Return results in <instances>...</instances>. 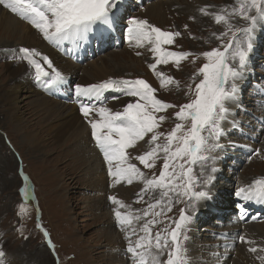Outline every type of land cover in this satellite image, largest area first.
<instances>
[{"label":"rangeland","instance_id":"1","mask_svg":"<svg viewBox=\"0 0 264 264\" xmlns=\"http://www.w3.org/2000/svg\"><path fill=\"white\" fill-rule=\"evenodd\" d=\"M125 1L120 4L115 30L105 32L102 38L100 35L91 37L90 43L81 54L82 60L74 59L75 67L65 78L66 83L79 84L80 78L77 75L80 72L101 70L100 66L103 65L108 66L106 68L109 75L108 79H144L157 89L155 93L157 98L177 106L187 103L188 96L185 93L188 92V86L191 85L194 88L195 84L199 83V79L202 78L197 77L193 80V74L206 62L205 58L199 54L220 46V40L213 33L219 35L225 31L223 22L217 24L212 15L205 14L200 9L207 6V12L214 13L227 6L230 11L232 7L236 6V0ZM152 7H155V10L148 12V9ZM128 17L146 19L151 25L159 27L163 31L180 33L174 38L173 45H167L170 47L168 49L178 52L185 51L192 55L181 60L179 66L170 60V64L158 65L156 69L157 72H163L167 76L174 77L178 86L173 83L161 87L160 78L149 67L150 64L155 63L150 51V44L136 47L135 44L129 43L126 32ZM231 22L238 26H243L246 23L239 16L234 17ZM36 31L37 29L30 25L27 32L18 33L14 31L7 19L0 17V45L7 42V46L13 47L18 44V48L27 47L30 45L29 35ZM39 38L40 41H44L40 34ZM32 48L38 50L36 46ZM138 52L140 55H137ZM14 56L10 53L0 56V72H5L7 64H13L17 61ZM19 62L17 61V63ZM77 65H79V69L76 68ZM88 78V84L93 83V79ZM239 83V93L242 97L240 98L238 95L235 103L227 105L231 111L222 125L225 133L220 139V144L227 148L225 151L219 148L213 153L216 156L214 166L220 170L213 174L214 181L217 180V182L211 188V194L219 195L220 199L213 198L214 202H207V211L200 208L202 204L200 201L198 220L202 224L198 226V233L194 235L196 237L194 244L188 243L190 241L189 224L188 230L181 235L182 244H185L184 247L188 250L189 257H195V261L201 259L204 262V256L209 258L216 248L223 250V245L230 247L221 236L225 231L232 233L228 228L231 226V222L234 224L235 214L233 215V213H236L234 208L236 202L230 197V194L235 196L234 193L237 188L251 185L254 180L264 178V29L260 26L255 32L254 48L249 55L244 78ZM24 94L29 95L30 93ZM119 96L126 95L109 90L106 92L105 99L112 101L113 97L119 98ZM49 97V100L58 106L66 108L74 106L78 110L75 104L65 103L57 99V97L60 99L65 97L63 94ZM35 99V96H30L23 103L31 104ZM127 99V97L119 98L106 106L108 108L113 106L122 110L129 101ZM68 100L71 101V98ZM133 101L134 99L130 100V102ZM39 108L41 110L43 106H39ZM32 109V105L26 107V115L31 114L34 111ZM175 110L178 108L157 113V115L167 117L161 124L159 131L166 133L175 126V123L178 122L174 117ZM8 118H10L9 115L0 114L2 126L0 127V250L6 253V256L2 258V264H108V262H112L111 260L106 261L108 259H106V255L110 253L120 258L122 251H124L120 250V246H124L123 241L128 239L127 233L120 228L122 232L120 239L117 240L120 242V246L116 245L118 242L115 243L113 238L111 239L112 242L106 240L102 233L105 228H110V224L106 218L99 217L96 212L93 213V208L87 200L94 196L96 198L100 194H103L105 199V194L109 192V188H104L103 191L100 188L91 190L87 185L81 184H78L79 188H76L73 182L79 178V171L75 174L71 172L70 174L69 171H61L64 170V163L55 160L58 154L56 151L63 143L53 142L48 146L46 145L48 142H44L42 149L26 145L23 152L24 159L20 158L19 152L13 147L12 139L18 141L22 146V137L12 132L14 128L7 121ZM240 123L241 127L237 129ZM6 131L11 137L6 135ZM231 135H236L238 138H232ZM147 139L146 137L145 141H138L129 152L136 153L137 156L148 151L150 146L146 142ZM160 142L163 143V137H161ZM257 149L259 150L258 153ZM160 155L161 158L157 160L153 169L144 168L137 160L135 162H137V167L148 177H151L153 173L158 176L163 165V153ZM211 166H213L212 160L198 163L193 166L194 174L199 176L202 167L207 174ZM58 170L61 173L59 177L56 175ZM68 182L71 183L70 186L67 185ZM136 182H138V188H133L134 190L129 195L132 197L129 205L131 208H135L133 211L143 210L149 203H154L159 198V190H155L144 194L143 200H138L137 194L141 192L144 184L141 180H136ZM25 184L28 186L27 197L21 191ZM61 184L62 187H59ZM109 187L116 188L117 186L111 184ZM111 192L117 197L116 192ZM106 202L104 200V204ZM181 207H185V205L173 203L170 212L165 209V215L173 220L178 219ZM224 208L228 211L224 217H218L219 212L217 210L222 211ZM155 211H160V208L157 207ZM190 213L191 210H189ZM140 214L142 215V211ZM108 218L110 219V217ZM152 218L151 216L142 218L140 222L145 223L147 219ZM156 219L162 222L153 226V236L156 231L165 228L169 223L164 216ZM110 221L112 222L111 219ZM254 225L255 227L248 232V235L242 233L247 240L253 243L236 245L235 250L233 249L235 253L229 264H261V261L256 257L257 255L264 256V252L252 253L249 248H264V221ZM194 226L195 231L193 233L197 231V226ZM45 232L48 233L47 236H45ZM185 236H188L187 239H184ZM109 242H111L110 245L104 247ZM110 246L112 250H110ZM198 250L201 251L200 257L202 258L194 253ZM230 251L232 252V250ZM166 258L167 251L160 257L161 264ZM201 260L196 263L194 261L193 264H204L201 263ZM115 264L117 263L115 262Z\"/></svg>","mask_w":264,"mask_h":264},{"label":"snow or ice","instance_id":"2","mask_svg":"<svg viewBox=\"0 0 264 264\" xmlns=\"http://www.w3.org/2000/svg\"><path fill=\"white\" fill-rule=\"evenodd\" d=\"M121 2L122 0H0V5L29 22L46 41L60 46L65 41L79 43L90 36L99 34L102 38L105 32H111L118 22ZM200 11L212 15L217 24L223 22L225 31L219 35L213 33L220 40V46L199 54L206 62L193 74V80L202 78L194 88L188 86V92L185 93L188 96L187 103L179 106L166 103L155 95L157 89L140 78L108 79L99 84L73 86L80 113L91 127V136L103 154L113 185L122 181L131 184L134 180H141L144 187L137 194L138 200H143L146 193L159 190V198L143 210L132 211L131 205L125 204L116 196L108 197L116 206L114 217L117 226L128 234L126 251L131 255L133 264H161L160 257L165 251L167 258L163 264H192L188 250L181 242V235L188 230V224L192 220L189 210L195 212L198 202L211 198L208 186L218 170L214 166L216 156L213 153L222 147L220 139L225 132L222 123L231 111L227 105L237 101L239 82L244 78L249 55L254 48L256 29L258 26L264 29V0H236V6L230 11L227 6L214 13H208L207 6ZM236 16L246 23L243 26L233 24L231 21ZM126 32L130 44H135L136 47L151 45L150 51L155 63L149 67L160 78L161 87L173 83L178 86L174 77L166 76L156 69L158 65H167L170 60L179 66L181 60L192 55L185 51H170L165 47L173 45L174 38L180 33L163 31L146 19L137 17H128ZM19 53V58L26 60L34 69V79L37 82L43 81L46 87H51L64 81L63 74L53 66L52 60L36 48L23 47L19 49ZM109 90L122 92L135 100L117 111L99 106L102 105L103 93ZM177 108L174 111V117L178 121L175 126L166 133L159 131L167 117L157 113ZM146 137L149 150L134 159L144 168L153 169L163 153V165L158 176L153 173L148 177L132 162L133 157L126 151L138 141H145ZM161 137L163 143L160 142ZM256 151L259 152L258 149ZM208 160L213 161L210 171L205 174L202 167L200 175H195L193 166ZM21 191L25 197L28 196L27 184ZM234 194L244 201H264V178L237 188ZM173 203L185 205L180 208L179 217L175 220L165 215V209L170 212ZM157 207L160 211H155ZM121 208L129 211L122 212ZM149 216L153 218L147 219L137 229L134 221ZM161 216L169 222L168 226L156 231L153 236L152 228L162 222L156 219ZM138 231L143 234L133 241L131 236ZM44 234L48 235L47 232ZM239 239L243 243H253L244 236ZM249 251L264 252V248L250 247ZM5 256L6 253L0 250V264ZM256 258L264 264V256L257 255Z\"/></svg>","mask_w":264,"mask_h":264},{"label":"bare ground","instance_id":"3","mask_svg":"<svg viewBox=\"0 0 264 264\" xmlns=\"http://www.w3.org/2000/svg\"><path fill=\"white\" fill-rule=\"evenodd\" d=\"M124 1L125 0H122V2ZM127 1L128 0H126L125 2ZM164 1H173V0H164ZM166 3L171 4L172 2H166ZM154 10L155 7L154 8L152 7L148 9V12L149 11L153 12ZM0 17L7 19L8 23H10L13 26L14 31H17L18 33L25 31L27 32V29L31 25L29 22L11 13L9 9H7L2 5H0ZM114 30H115V26L113 27L112 31ZM38 33L40 34L42 39L43 35L39 32V30L33 32L28 37L30 45L27 47L32 48L36 46L42 55L48 56L52 60L53 66L63 74L64 81L62 83L55 84L51 87H46L43 81L37 82L34 79V69L32 68V66H30L26 60L19 58L21 56V54L19 53V49L23 47L21 46L20 48H18L19 47L18 44L13 47L7 46L8 45L7 42H6L7 45L6 44L0 45V56L8 55L10 53L11 55H15L14 57H16L17 61H20L19 63L15 61L13 64H7L5 72L3 73L0 72V114L5 116L9 115L10 118H8L7 121H9V123L13 125L14 129L12 130V132H15V134L18 135L19 137H22V141H23V143H21L22 146H20L18 141H15L13 139H12L13 142L11 141L13 147H15V149H17V151L19 152L20 158L24 159L23 152L25 150L26 145L32 146V148L42 149L43 148L42 145L44 142H48L46 144L48 146H50L51 143L53 142L63 143L56 151L58 154L55 160L64 163V170L61 171H66V172L69 171L68 173L71 172L72 174H75L76 172L79 171L80 173L79 178L73 182L76 188H79L78 184H81L83 186L87 185L88 187L91 188V190L93 188H96V190H98L97 188H100V190L103 191L104 188H109V192L105 194L106 196L105 199L103 198L104 196H102L103 194L102 195L100 194L96 198L94 196L88 198L87 200L91 205V207L93 208V213L96 212L99 215V217L101 216V218L102 217L106 218V220L110 224V228H105L104 232L102 233V236L105 237L106 240L111 242L112 240L115 239V243L118 242L116 245L120 246V242L117 240L120 239V235L122 231L115 222L114 208L116 206L112 204V202L108 199V197L114 196L112 195L111 192L114 191L117 193L118 199L124 201L125 204L129 205L132 199V197L129 196L131 194L130 192L134 190L133 188H138V182L134 180L131 184H129L127 183V181H122L121 183L116 184L117 186L116 188L109 187V185L111 184L113 185V183H112V178L108 175L107 165L106 162L104 161L103 154L95 145V142L91 136L90 125L87 123L85 118L80 113L79 110L80 105L77 102V98L74 93V88H73L74 85L66 83L67 81L65 80L67 75H69V73L72 72V68L75 67L74 63L76 62L74 59L77 58L78 61L82 60L81 54L84 51L85 47L90 43L92 36H90V38L87 40L80 41L79 43H74L72 41H65L60 46H57L46 41L44 38H43L44 41H40ZM165 47L170 48L167 47V45H165ZM78 64L80 65V63ZM79 65H77L76 68L79 69ZM107 67L108 66L101 65L100 66L101 70L95 69L94 72L91 71L80 72L77 75L78 78H80V81H78V83L81 85H88L89 83L88 77H91L93 79V83L90 84H99L105 80H108L109 75L106 72ZM23 92L24 93L29 92L30 94L27 95L24 94ZM106 92L107 91L103 93L101 97L102 105L99 106H106L108 103L112 102L113 100L124 97L128 98L127 99L129 100L128 103L130 102L131 99L135 100V98L133 97L119 96V98L113 99L112 101H108L107 99H105ZM47 94L49 96L51 95L59 96V94L65 95V97H63L62 99H60V97L59 98L57 97V99L65 103L75 104L78 107V110H76L74 106L72 108H66L52 103L49 100L50 97ZM119 94L122 95L121 92H119ZM239 95L241 98L242 96L240 93ZM30 96L32 97L35 96L36 99L31 104H24L23 103L24 100ZM68 98H71V101H69ZM30 105L33 106L32 110L34 111H32L31 114L26 115V111H27L26 107H29ZM39 106H43V108L40 110ZM109 108L112 111L121 110L113 106ZM229 115L230 114H228V116ZM0 127H2L1 123H0ZM240 127H241V123L238 124L237 129H240ZM5 133L7 136L11 137L8 131H6ZM46 137L49 138L47 139ZM232 138L237 139L238 137L236 135H233ZM221 145H222L221 147L222 151H225L227 147H225L223 144ZM17 147L20 149L22 153L19 151ZM132 148H129L126 151L129 152V150ZM129 154L131 157H133L132 162L137 165V162H135L136 160L134 159L136 153L129 152ZM219 170L220 169H218L217 172ZM59 172L60 170L56 171L57 173L56 175L58 177L61 176V173ZM214 180L215 179H213L212 183L209 186L210 191L212 190L211 188L217 182V180L216 181ZM70 184L71 183L68 182L67 185L70 186ZM59 187H62V184ZM230 197L235 199L234 201L236 202V205L234 206L236 213L232 212L233 215L235 214L234 224L233 222H231V226L228 228L229 231H232V233L225 231V233L221 235L223 237L224 242H227V245H229L230 247L223 245V250H219L218 248H216L215 252L211 253V256H209V258L204 256V262L201 259L195 261V257L194 258L191 257L192 264L194 261H195L194 263H196L199 262L200 260L201 263L204 264H229L231 257L235 253L234 247L238 244L239 245L244 244L239 239L240 236H243L242 233L248 235V232L255 227L254 225L255 223H260L264 221L263 219L264 201H258L255 199L250 201H244L237 196H233V194H230ZM213 198L220 199L219 195L214 196L213 194H211L210 199L201 200L202 204L200 205V208L207 211L206 203L214 202ZM104 200L107 201L105 204H104ZM199 203L200 202H198L197 204L196 211L190 213V215H192V220L189 222V233H190V241L188 242L189 244L195 243L194 239L196 241V237L194 235L198 233V226L202 224L201 222L199 223L198 220ZM240 205H243L244 207L241 208L239 207ZM104 209L106 210L104 211ZM133 209L135 208H131L132 211ZM120 210L122 212L129 211V209H125V208H121ZM227 211L228 210H226L225 208L222 211L217 210V212H219L218 217L219 216L220 218L224 217ZM221 213L223 216L221 215ZM108 217H110L112 222ZM253 217H255V219H253ZM139 222L140 221H134V224L137 227V229H139L143 225V223L141 222L139 223ZM194 225L197 226V231L195 233H193L195 231ZM142 234H143L142 232L138 231L136 234L137 236L133 235L131 236V239L135 241L139 237V235ZM126 235L128 236V234ZM111 242L105 244L104 247L109 246ZM123 243L124 246H120L121 247L120 250H124V251H122L120 258H118L117 255H113L111 253L109 255H106L107 256L106 259L108 258L106 261L109 260H111L112 262L114 261V263L108 262V264H115V262L117 264L118 263L133 264L131 255L126 251L128 246V239L123 241ZM183 245L185 244L183 243ZM193 247L195 248V246ZM110 250H112L111 246H110ZM230 250H232V252ZM191 252L193 253V251ZM194 253H196L198 257H200L201 255L200 250ZM115 254H117V252H115Z\"/></svg>","mask_w":264,"mask_h":264}]
</instances>
